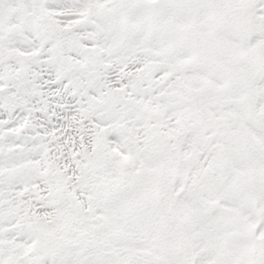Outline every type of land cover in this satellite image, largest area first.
<instances>
[{"label": "snow or ice", "instance_id": "obj_1", "mask_svg": "<svg viewBox=\"0 0 264 264\" xmlns=\"http://www.w3.org/2000/svg\"><path fill=\"white\" fill-rule=\"evenodd\" d=\"M0 264H264V0H0Z\"/></svg>", "mask_w": 264, "mask_h": 264}]
</instances>
